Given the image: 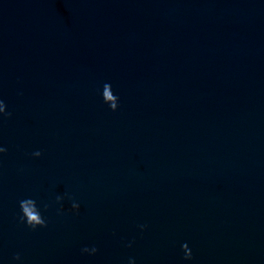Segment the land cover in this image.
Wrapping results in <instances>:
<instances>
[{
    "label": "water",
    "instance_id": "1",
    "mask_svg": "<svg viewBox=\"0 0 264 264\" xmlns=\"http://www.w3.org/2000/svg\"><path fill=\"white\" fill-rule=\"evenodd\" d=\"M0 100V264H264V0H0Z\"/></svg>",
    "mask_w": 264,
    "mask_h": 264
},
{
    "label": "clouds",
    "instance_id": "2",
    "mask_svg": "<svg viewBox=\"0 0 264 264\" xmlns=\"http://www.w3.org/2000/svg\"><path fill=\"white\" fill-rule=\"evenodd\" d=\"M102 99L105 104L109 106V109L112 111H115L118 107V97L113 94L111 90V85L105 83L103 85V90H102ZM0 115L3 116H10V112H5V104L2 100H0ZM6 149L0 147V153L5 152ZM33 156H40L41 153L39 151H36L32 153ZM61 197H57V202H59ZM19 208L21 215L19 217L20 222L24 223L27 227H30L32 229H35L36 227H46V221L45 219L41 216L40 210L36 206V201L33 199H24L19 202ZM45 210L48 208V205H44ZM71 208L73 210H77L79 208V205L77 203H72ZM142 229L145 227L144 225L140 226ZM130 246V245H129ZM182 251L184 252V259L185 260H190L191 257V251L188 248L187 244H184L181 246ZM82 252H87L90 254H94L97 249L95 247H92L91 249L89 248H83L81 250ZM14 259L19 260L20 257L17 254ZM129 264H133V261L130 259Z\"/></svg>",
    "mask_w": 264,
    "mask_h": 264
}]
</instances>
